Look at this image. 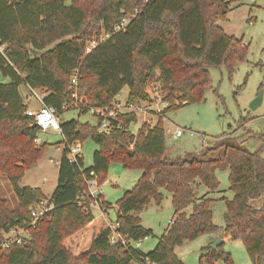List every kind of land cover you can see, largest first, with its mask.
Wrapping results in <instances>:
<instances>
[{"label":"trees","instance_id":"1","mask_svg":"<svg viewBox=\"0 0 264 264\" xmlns=\"http://www.w3.org/2000/svg\"><path fill=\"white\" fill-rule=\"evenodd\" d=\"M237 0H0V173L11 185L17 204L0 197V232L28 227L26 243L0 247V264H184L175 248L202 234L217 232L212 220L213 199L219 188L216 170H227L232 197L226 205L222 228L239 239L251 264H264V202L249 203L264 194V157L247 146L226 144L221 157L210 158L214 148L199 157L166 154L164 118L170 110L204 100L210 84L209 69L225 64L229 70L243 60L247 47L219 26L227 19L229 4ZM137 9L124 30L115 31L124 11ZM103 33L86 53L88 40ZM77 73V98L69 83ZM264 75V64H259ZM44 92L43 103L61 116L76 100L83 114L90 107L110 105L124 87L130 102L151 101L147 86L156 84L166 103L155 123L143 122L134 134V113L117 117L119 128L109 133L72 118L59 117L62 155L50 200L54 207L34 226L29 208L46 196L39 187L20 185L25 172L37 164L50 144L35 142L39 127L25 114L29 107L20 85ZM262 86H260L261 88ZM90 138L97 149L92 164L84 167L67 157L65 144ZM142 171L134 186L114 204L99 195L104 213L115 210V231L126 243H111L112 232L103 216L83 210L90 172L102 185L109 163ZM207 191L196 202L198 189ZM171 195L173 218L155 246L142 253L131 244L152 235L139 213L153 201L160 205ZM191 206V211L185 209ZM200 260L208 264H233L223 248L203 246Z\"/></svg>","mask_w":264,"mask_h":264},{"label":"rangeland","instance_id":"2","mask_svg":"<svg viewBox=\"0 0 264 264\" xmlns=\"http://www.w3.org/2000/svg\"><path fill=\"white\" fill-rule=\"evenodd\" d=\"M219 26L228 35H233L242 40L247 47L243 60L235 63L232 70L223 64L209 69L211 86L204 93V100L177 107L167 112L164 118L166 131V154L169 157L192 158L199 157L200 153L208 148L212 149L208 154L210 158L222 156L226 144L247 146L251 151H259L264 157V93L262 102L254 109L249 106L258 91L264 87V75L259 69V64H264V0H237L229 4V12L225 21H220ZM0 80L3 79L0 75ZM260 86H262L260 88ZM147 92L151 101L144 102L143 109L137 112V122L131 124L130 130L136 133L143 122L155 123L157 112L165 104L162 94L156 84L147 86ZM19 93L29 107L36 108L39 104L34 92L43 98L44 92L33 90L27 85H20ZM128 88L124 87L119 98H127ZM62 119H78L80 122H88L96 126V118L87 112L76 109L74 104L61 114ZM177 128L183 129L181 136H174ZM190 131L195 134L190 135ZM41 142L50 144L37 164L27 170L19 182L20 185H37L46 197H50L57 181L58 164L62 155V135L54 132H40ZM206 140V144L202 140ZM97 145L87 138L81 142L80 155L84 167H90L92 157ZM138 168L124 167L119 162H111L106 170L102 183L104 199L114 204L124 191L131 189L141 175ZM219 188L209 191L206 196L213 199L211 204L212 220L220 227L217 232L202 234L194 240L187 241L175 248V253L184 264H208L200 260L202 247L212 244L216 237L222 238L223 248L231 255L233 264H251L248 254L239 239L231 238L230 233L223 231L226 205L219 198L232 197L229 190L227 170H216ZM45 180V181H43ZM207 189L202 186L197 190L196 202ZM165 197L160 205L153 201L147 208L139 213L143 227L151 229L152 235L143 239L139 244L135 243L142 253L150 251L173 218V206L171 195L164 192ZM0 197L6 198L11 207H15L17 200L7 178L0 173ZM264 202V194L249 203L259 207ZM185 211H191L188 206ZM107 222L115 220V209L107 210ZM218 264H222L218 262Z\"/></svg>","mask_w":264,"mask_h":264},{"label":"built area","instance_id":"3","mask_svg":"<svg viewBox=\"0 0 264 264\" xmlns=\"http://www.w3.org/2000/svg\"><path fill=\"white\" fill-rule=\"evenodd\" d=\"M137 11V9H134L133 11H124V14L121 17L120 21L115 25L114 30H124L130 19L135 16ZM108 37V33H103L100 39H97L95 36H92L86 44V53H89L97 44H99V41L105 40ZM77 73L78 69L75 70V74L72 76L69 83V90L71 91L72 96L75 99L77 98ZM34 94L37 97L39 104L36 108L28 107L25 111V114L29 117H32L34 119V123L39 127V132L37 133L35 142L39 143L41 141L38 135L40 132L54 131L62 135L59 116L57 115L56 109L50 105H45L43 103L42 98L37 93L34 92ZM119 94L114 98L110 105L103 107H90L88 112H90L96 118V126L99 132L109 133L113 128H119L121 126L120 122L117 121V117L119 115L128 113H134L137 115V112L141 111L143 107H145L143 105L144 102H147H130L127 98L122 100L119 98ZM73 104L76 109H79V104L77 100ZM164 106H166V103L163 105V107ZM183 133V129L177 128L174 131V136H181ZM194 134V132L190 131V135L193 136ZM202 143L206 144V140L203 139ZM62 146L64 147V144ZM65 146L67 147V157L69 161L75 163L77 161V157L80 156L81 143L79 141H73L71 143L65 144ZM85 184L87 186V189L84 194L80 195L79 204L82 205L83 210H85L86 212H92L94 215L103 216V218L107 222V213H104L102 211L98 198L99 195L104 196V192L102 189V185L98 184L97 176L94 172H90L89 177L85 178ZM53 207L54 204L50 200V197H46L38 202H34L29 208L30 215L32 218L30 226H34L36 221L41 216L49 212ZM107 223L112 230L109 236V241L111 243L120 241L121 243L125 244V238L115 231L116 224L114 222ZM28 232L29 228L24 226L13 227L8 231L0 232V247L7 248L14 244L22 245L26 243L29 235ZM145 238L147 237H144L143 239ZM143 239L131 242L132 246L134 248H137L135 247V243L139 244V242H141ZM130 264L156 263L150 262L146 259L144 263L132 261Z\"/></svg>","mask_w":264,"mask_h":264},{"label":"water","instance_id":"4","mask_svg":"<svg viewBox=\"0 0 264 264\" xmlns=\"http://www.w3.org/2000/svg\"><path fill=\"white\" fill-rule=\"evenodd\" d=\"M263 93H264V87H262L257 95L255 96L254 99L251 100V102L249 103V106L254 109L256 108L261 102H262V99H263ZM114 209L117 210V206L114 205ZM222 242V238L220 237H216L214 242L210 245L212 249H217L218 245H220Z\"/></svg>","mask_w":264,"mask_h":264},{"label":"crops","instance_id":"5","mask_svg":"<svg viewBox=\"0 0 264 264\" xmlns=\"http://www.w3.org/2000/svg\"><path fill=\"white\" fill-rule=\"evenodd\" d=\"M33 90V89H32ZM29 186H31V187H38L37 185H29Z\"/></svg>","mask_w":264,"mask_h":264}]
</instances>
